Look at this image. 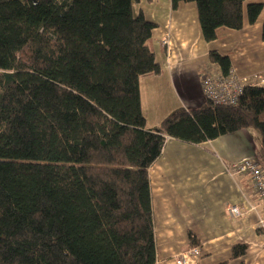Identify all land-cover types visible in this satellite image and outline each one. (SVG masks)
<instances>
[{
	"label": "trees",
	"instance_id": "1",
	"mask_svg": "<svg viewBox=\"0 0 264 264\" xmlns=\"http://www.w3.org/2000/svg\"><path fill=\"white\" fill-rule=\"evenodd\" d=\"M138 1L0 0V264H157L148 170L167 137L200 145L255 129L264 169V86L147 128L140 79L161 66ZM182 3L197 5L208 41L255 24L264 8L171 0L172 9ZM209 58L231 73L228 56ZM248 249L234 245L232 258Z\"/></svg>",
	"mask_w": 264,
	"mask_h": 264
},
{
	"label": "crops",
	"instance_id": "2",
	"mask_svg": "<svg viewBox=\"0 0 264 264\" xmlns=\"http://www.w3.org/2000/svg\"><path fill=\"white\" fill-rule=\"evenodd\" d=\"M250 2L264 5V0ZM133 12L135 16L142 13L147 21L155 24L150 45L161 66L160 74L140 79L142 112L148 129L159 126L180 107L195 109L206 103L203 76L222 74L210 61L211 51L228 56L232 72L242 82L253 83L257 78H264V8L255 24L245 19L241 30L219 28L213 41L203 36L195 3H182L173 10L171 0H139L134 3ZM240 136L227 134L200 145L169 138L161 156L149 168L157 264H175L174 258L191 247L190 234L199 240L202 255L192 258L189 264H236L239 259L232 258V247L237 244H248V256L255 249L259 264H264V242L261 243L264 237L256 231L258 215L249 212L234 219L226 213L230 206L246 210L247 201L256 202L248 195L249 178H231L226 169L232 163L257 160L256 144ZM212 169L224 183L221 196L227 219L224 228L217 222L214 224L211 216L202 219L195 211L201 201L203 183ZM228 198L233 200V205L225 204Z\"/></svg>",
	"mask_w": 264,
	"mask_h": 264
},
{
	"label": "built area",
	"instance_id": "3",
	"mask_svg": "<svg viewBox=\"0 0 264 264\" xmlns=\"http://www.w3.org/2000/svg\"><path fill=\"white\" fill-rule=\"evenodd\" d=\"M202 82L206 100L222 105L238 103L246 86H264L263 78H257L253 83H246L236 77L232 71L227 76L207 73L203 76ZM168 140L169 137H167ZM226 169L231 178L248 177L250 185V193L248 195L256 199L255 203L247 201L246 210L239 206L228 207L226 209L227 215L230 218L239 219L249 212L256 213L258 215L256 231L264 237V169L261 167L259 161L253 159L229 164L226 166ZM259 210H261V213ZM201 255L202 250L200 247H190L177 255L174 258V262L175 264H189L191 258H199Z\"/></svg>",
	"mask_w": 264,
	"mask_h": 264
},
{
	"label": "rangeland",
	"instance_id": "4",
	"mask_svg": "<svg viewBox=\"0 0 264 264\" xmlns=\"http://www.w3.org/2000/svg\"><path fill=\"white\" fill-rule=\"evenodd\" d=\"M168 43V41H167ZM264 79V78H263ZM243 133H234L237 134V136H240V138H242L243 140V136L254 142L257 146V156H255V159H257L258 161H261V154H260V134L257 130L255 129H250L249 131H241ZM233 134V133H231ZM223 187H224V183L222 181V178L215 172V169H212L210 171V176L206 179V182L203 183V187L201 188V201L198 202V206L195 209V211L197 213H199L202 216V219L205 218V216L209 215L214 219V224H216V222L218 223L220 228H224L226 227V223H227V219L224 216L223 213V204H222V192H223ZM229 204V205H233V200L229 199L226 200L225 204ZM224 204V205H225ZM254 219H255V215ZM243 220V219H242ZM241 221V220H240ZM257 219H255V222L257 223ZM229 222V221H228ZM213 224V226H214ZM155 225V224H154ZM209 227L210 224L208 225ZM215 231V230H214ZM212 231V232H214ZM210 233V231H209ZM260 241V239H259ZM264 240H261V243H263ZM255 246L257 248H259L258 243L256 242ZM255 249L254 251L249 252V256L248 254H246L245 256L239 258V260H237L236 264H259L258 262V257L254 255ZM248 256V258H247ZM247 258V259H246ZM244 260H246V262H243ZM192 261V258L190 259V262Z\"/></svg>",
	"mask_w": 264,
	"mask_h": 264
}]
</instances>
